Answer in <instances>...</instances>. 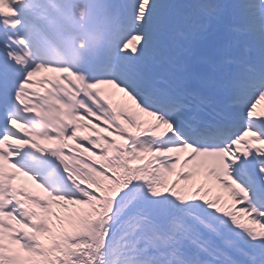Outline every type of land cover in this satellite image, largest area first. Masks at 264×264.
<instances>
[{
    "label": "snow or ice",
    "instance_id": "snow-or-ice-1",
    "mask_svg": "<svg viewBox=\"0 0 264 264\" xmlns=\"http://www.w3.org/2000/svg\"><path fill=\"white\" fill-rule=\"evenodd\" d=\"M0 264H264V0H0Z\"/></svg>",
    "mask_w": 264,
    "mask_h": 264
}]
</instances>
